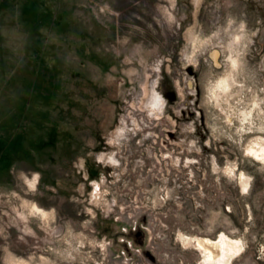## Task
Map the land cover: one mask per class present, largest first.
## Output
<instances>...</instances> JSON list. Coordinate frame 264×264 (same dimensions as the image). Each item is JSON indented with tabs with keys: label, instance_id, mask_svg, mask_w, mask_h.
<instances>
[{
	"label": "rangeland",
	"instance_id": "rangeland-1",
	"mask_svg": "<svg viewBox=\"0 0 264 264\" xmlns=\"http://www.w3.org/2000/svg\"><path fill=\"white\" fill-rule=\"evenodd\" d=\"M256 136L264 0H0V264H201L179 235L219 231L264 264Z\"/></svg>",
	"mask_w": 264,
	"mask_h": 264
},
{
	"label": "bare ground",
	"instance_id": "bare-ground-1",
	"mask_svg": "<svg viewBox=\"0 0 264 264\" xmlns=\"http://www.w3.org/2000/svg\"><path fill=\"white\" fill-rule=\"evenodd\" d=\"M234 39L236 42L237 37ZM229 63L230 66L228 72L223 73L217 80H215L212 86L208 87V91H211V93L214 95L213 97L218 98L219 94H222V100H225L226 102H229L230 96L232 95L231 87L236 81L234 73L239 64V56L237 54L230 55ZM236 91L239 93L241 91V86H239ZM219 99H221V97L218 98V100ZM149 102L151 105L156 106L157 109H161L164 104L162 96L153 89L151 91ZM251 102V104H255L257 99L253 97ZM246 108H238L237 118L240 121H245L250 116L251 109ZM122 129L123 128L120 127L118 132L122 131ZM243 149L247 154L264 165V137L256 136L249 139ZM108 160L114 162L116 161V158L114 155L110 154L108 156ZM223 170L226 172V174L228 173L232 178L235 179L241 192L248 191L250 184V177L248 174L242 170L236 172L230 165H226ZM179 236L183 244H190L191 246L193 245L195 249H198L201 257V264H230L234 257L244 251V243L241 239L242 237H233L226 234L224 231H219V233H217L216 237L213 239L199 236H185L183 234H180ZM262 251L264 254V249Z\"/></svg>",
	"mask_w": 264,
	"mask_h": 264
}]
</instances>
